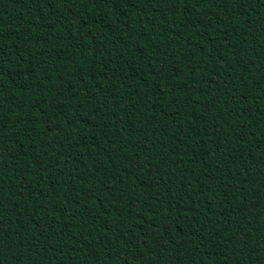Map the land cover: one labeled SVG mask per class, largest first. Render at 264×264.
<instances>
[{"label":"trees","instance_id":"trees-1","mask_svg":"<svg viewBox=\"0 0 264 264\" xmlns=\"http://www.w3.org/2000/svg\"><path fill=\"white\" fill-rule=\"evenodd\" d=\"M0 264H264V0H0Z\"/></svg>","mask_w":264,"mask_h":264}]
</instances>
